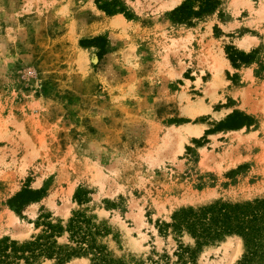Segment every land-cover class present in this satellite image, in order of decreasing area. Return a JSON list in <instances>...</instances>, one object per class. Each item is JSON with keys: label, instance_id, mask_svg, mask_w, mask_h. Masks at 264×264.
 <instances>
[{"label": "rangeland", "instance_id": "1", "mask_svg": "<svg viewBox=\"0 0 264 264\" xmlns=\"http://www.w3.org/2000/svg\"><path fill=\"white\" fill-rule=\"evenodd\" d=\"M172 1L0 0V227L16 220L0 238L81 211L104 226L113 258L175 264L174 238L193 239L158 232L174 210L264 197V0H217L186 21L167 17L183 0ZM231 51L250 59L232 64ZM235 112L250 123L219 126ZM22 188L42 193L16 213L7 199ZM241 252L228 235L193 264Z\"/></svg>", "mask_w": 264, "mask_h": 264}, {"label": "trees", "instance_id": "2", "mask_svg": "<svg viewBox=\"0 0 264 264\" xmlns=\"http://www.w3.org/2000/svg\"><path fill=\"white\" fill-rule=\"evenodd\" d=\"M196 1L197 5L193 6ZM217 0H183L172 8L167 17L176 21H186L215 8ZM107 10H105L106 12ZM108 12V11H107ZM104 38L95 36L79 40L83 46L94 45ZM103 49L99 48L98 55ZM228 59L247 62L250 55L231 51ZM239 118L236 122L221 124L220 127L238 128L248 125L250 118L239 113L230 116ZM82 191L76 188L72 199L80 204L84 202ZM42 189L22 188L7 199V205L16 213L26 202L37 199ZM94 216L74 211L65 223L59 219L42 216L34 222L38 232L28 239L17 240L7 236L0 238V264H41L50 260L52 264H63L71 257H88V264H125L119 258H113L99 237L106 234V229L93 221ZM169 221L157 224L159 233H170L174 237L186 233L193 239V246L183 245L176 238L177 248L173 252L175 264H193L197 251L203 245L219 241L228 235L240 238L242 252L233 264H264V197L240 202L215 200L196 207L186 206L174 210ZM64 236L65 241L58 238Z\"/></svg>", "mask_w": 264, "mask_h": 264}, {"label": "bare ground", "instance_id": "3", "mask_svg": "<svg viewBox=\"0 0 264 264\" xmlns=\"http://www.w3.org/2000/svg\"><path fill=\"white\" fill-rule=\"evenodd\" d=\"M178 1L179 0H173L172 2H170V3H168L166 6L167 7H170L171 5H174V4H176V3H178ZM165 7V6H164ZM166 8V7H165ZM112 20V19H111ZM114 20V19H113ZM115 21V20H114ZM116 23V22H115ZM104 24V23H103ZM219 71V70H218ZM243 110H245V109H243ZM246 112H248L249 110L247 109V110H245ZM195 128H197V127H195ZM194 129V128H193ZM189 129H187V131H188ZM196 130H198V129H196ZM195 131V130H194ZM194 131H192V133L191 132H189V133H191V134H195V132ZM194 132V133H193ZM197 132V131H196ZM184 134V133H183ZM181 137V136H180ZM184 137V136H183ZM182 137V138H183ZM5 214V213H4ZM15 218H14V216H13V214H11V213H6L3 217H1V223H2V226L0 227V230L2 229V227L3 228H6L7 230L9 229V228H11L12 229V232L14 233L15 231H14V229H15V227H14V223H15ZM10 233H11V231H10ZM12 233V234H13ZM14 235V234H13Z\"/></svg>", "mask_w": 264, "mask_h": 264}]
</instances>
